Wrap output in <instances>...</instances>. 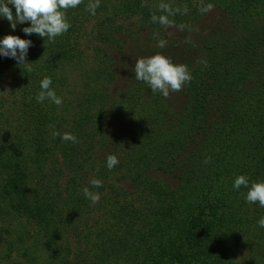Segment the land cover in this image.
I'll list each match as a JSON object with an SVG mask.
<instances>
[{"label": "trees", "instance_id": "trees-1", "mask_svg": "<svg viewBox=\"0 0 264 264\" xmlns=\"http://www.w3.org/2000/svg\"><path fill=\"white\" fill-rule=\"evenodd\" d=\"M89 2L67 9L71 27L45 44L24 36L27 22L12 32L0 20V38L33 41L31 72L0 58V216L31 218L59 264H264V207L232 187L237 175L264 180V0H100L95 15ZM210 9L224 29L196 44L190 35ZM171 26L203 51L182 105L136 80V60L121 68L115 59L128 37L162 41ZM45 76L60 105L37 103ZM102 149L119 160L112 170L96 158ZM64 172L74 187L61 206L53 179ZM79 217L93 232L78 229Z\"/></svg>", "mask_w": 264, "mask_h": 264}, {"label": "clouds", "instance_id": "clouds-1", "mask_svg": "<svg viewBox=\"0 0 264 264\" xmlns=\"http://www.w3.org/2000/svg\"><path fill=\"white\" fill-rule=\"evenodd\" d=\"M82 0H0V20L6 19L12 32H15L17 24L28 23L22 27L21 31L25 37L36 35L45 41L54 42L56 37L66 33L71 27L66 10L74 9L80 5ZM11 6V7H10ZM100 6V0H90L86 7L91 15L96 14V9ZM161 9L173 15L168 5L161 4ZM14 8V12H13ZM153 23L159 22L162 25L170 23L167 16L157 17L152 15ZM33 41L28 38H21L18 35L8 34L0 38V58H9L16 62V65L24 71L31 72V67L27 61L30 47ZM134 75L138 81L147 84L153 93L160 92L164 97L169 95V91H179L182 86L190 81L191 75L184 64H174L167 57L156 54L150 57L138 58L134 64ZM51 77L45 76L39 84L40 91L35 99L37 103L49 100L56 105L62 103V98L56 95L51 87ZM62 140L76 142V137L71 133H64ZM119 163L115 155L106 158V166L112 170ZM92 187H101V181L93 178L90 181ZM241 186L247 188L244 199L249 204H257L264 207V180H256L249 183L245 175H237L232 183L233 189L239 190ZM83 195L92 203L99 200V193H94L88 187L83 188ZM260 228H264V217L257 221Z\"/></svg>", "mask_w": 264, "mask_h": 264}, {"label": "rangeland", "instance_id": "rangeland-1", "mask_svg": "<svg viewBox=\"0 0 264 264\" xmlns=\"http://www.w3.org/2000/svg\"><path fill=\"white\" fill-rule=\"evenodd\" d=\"M221 17L222 14L219 10H207L206 15L202 19L203 22L198 23L200 26L196 28L197 31L190 35L191 38L193 37L192 41L199 44L201 39L206 37L204 33L213 30L216 26L221 25L224 29V25L222 26V24H224V19H221ZM217 22L219 23L217 24ZM181 31V29H178L175 26L168 27L164 36L165 39L157 42L156 40L150 42L149 39L145 38V35H141L140 37V39H144L143 42L141 41L138 43H136L137 39L128 37V43L130 44L129 49L125 50L123 53L115 54L117 64L121 68L138 58L150 57L156 54H161L167 57L174 64L186 65L191 75L190 81L182 86V91L179 94H176L177 91H169V95L167 96L168 100L171 102H174L175 100L181 102L180 105L183 104V97L188 93L187 90L193 77L192 73L196 69L197 64H199V61L202 60L203 56V51H200L197 48L199 45H196L197 47L195 48V46L192 45V41L187 42L185 36L178 37ZM106 134L109 136L111 132L107 130ZM106 157L107 149L98 150L96 158L99 162ZM65 173L66 172H64L63 176L53 179V181L60 182L58 185L53 186V190L56 194L63 193L61 195L63 196L60 202L61 206L65 205L66 199L69 196L66 187H69L68 189L72 188L71 186L74 187L71 175ZM157 174L161 175L160 173ZM164 178L171 184L176 183V180L171 176H166ZM80 184L81 178L76 179L75 187L77 190L80 188ZM93 212L94 210L92 208L90 216L91 220H93ZM66 213H69V210H67ZM89 220L84 224L86 220L79 217L76 222L78 229H85V232H93L94 228L87 227L89 225H94V222ZM66 240L72 243V246L75 247V249L80 245L73 235L69 236ZM46 245L44 244L43 236L40 233L39 227L36 226V223L31 218L4 219L0 216V259L4 258V260H7L5 264H59L57 262L54 263L53 260L49 259L48 256H52L53 254ZM82 245H84V242ZM64 255L65 254H63V256Z\"/></svg>", "mask_w": 264, "mask_h": 264}]
</instances>
